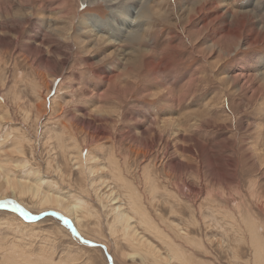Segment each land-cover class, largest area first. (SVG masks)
<instances>
[{
  "label": "rangeland",
  "instance_id": "374dc122",
  "mask_svg": "<svg viewBox=\"0 0 264 264\" xmlns=\"http://www.w3.org/2000/svg\"><path fill=\"white\" fill-rule=\"evenodd\" d=\"M129 1L0 0L4 173L114 264H264V0H147L130 40ZM40 197L0 198L40 215L0 209V264H110Z\"/></svg>",
  "mask_w": 264,
  "mask_h": 264
},
{
  "label": "bare ground",
  "instance_id": "6f19581e",
  "mask_svg": "<svg viewBox=\"0 0 264 264\" xmlns=\"http://www.w3.org/2000/svg\"><path fill=\"white\" fill-rule=\"evenodd\" d=\"M147 0H131L129 1V3L125 6V11H126V15L127 14H132L131 16H124L121 19H119L118 24L116 25V35L119 37H124L126 39L129 38L132 39L134 36H136L139 32H140V27L142 26V22H144V15L146 16L147 14ZM257 2V0H256ZM259 2V1H258ZM139 4V8L136 11L135 10V5ZM109 6L111 7H115L117 6V2L116 0H109ZM256 7V6H255ZM257 8V7H256ZM77 9V8H76ZM73 16V15H72ZM255 21V20H254ZM90 23H93V25L95 26V19L94 18H90ZM113 23V22H112ZM253 27H254V22H252ZM91 27V25H90ZM253 27L250 28L251 31H254ZM103 29V28H102ZM105 30V29H104ZM260 37V36H259ZM31 38V37H30ZM59 75V74H58ZM54 77V76H53ZM2 97V96H1ZM8 102V101H7ZM5 108L4 103H0V110L2 109V114H5L6 112L3 111V109ZM8 109V108H7ZM39 113V112H38ZM38 117L40 116L37 115ZM10 117V116H9ZM2 118L4 119V117L2 116ZM1 119V118H0ZM2 121V120H1ZM186 138V137H185ZM76 158V157H75ZM218 158V157H217ZM84 160V158H83ZM77 162V161H76ZM81 162V161H80ZM83 163V161H82ZM78 164V163H77ZM84 165V163L82 164ZM4 164L2 161H0V198H4L5 197H13L16 198V200L18 198H20V196H42V198L40 199V206L41 205H45L48 204L49 207L54 208L52 210V212H47L49 214H52L58 218H60L61 220H63L71 229V231L73 232V234L75 236H77L80 240H82L84 243L88 244L89 246H100L102 247L105 252L106 255L108 257V260L110 262V264H114L112 261V258H110L111 256L107 253L108 249L106 247V245L103 244H98L96 242L93 241H88L83 239L84 237L82 236L80 230H79V225H78V220H77V212L79 213V206L78 204H65L64 199L60 196H65L63 195V193L58 190V189H53L52 185H47L44 187L42 184V179L39 182V184L35 183L32 180H27V179H17V178H10L8 177L5 173H4ZM79 167V166H78ZM84 167V166H83ZM82 170V169H81ZM87 170V169H86ZM34 172V171H33ZM36 173V172H34ZM29 177V176H28ZM42 185V186H41ZM100 186V185H99ZM89 191V189H88ZM105 192V191H104ZM112 194V192H110ZM103 194V193H102ZM108 196V195H107ZM129 201V200H128ZM110 202V200H109ZM45 203V204H44ZM130 203V202H129ZM139 203V202H138ZM56 205L57 207H54L53 205ZM2 207H0V209H9V207H13L14 206H8V205H0ZM8 207V208H5ZM11 209L12 211H14V209ZM25 208V207H24ZM50 209V208H49ZM58 209V210H56ZM10 210V209H9ZM45 210V209H44ZM54 211V212H53ZM115 211V208H114ZM117 211V210H116ZM85 212V211H84ZM113 212V211H112ZM118 212V211H117ZM64 213L67 214V216H69L70 218L66 217L64 215ZM81 213V212H80ZM79 213V214H80ZM82 214V213H81ZM118 214V213H117ZM142 214V213H141ZM44 214H42L43 216ZM64 215V216H63ZM116 216V215H115ZM40 217V215H34L33 216V221L38 220ZM119 219L122 220L124 218V214H119ZM25 218V217H24ZM66 218V220H65ZM118 218V217H117ZM145 219V218H144ZM119 220V221H120ZM143 221V220H142ZM118 222V221H117ZM113 224V223H112ZM66 225V226H67ZM246 226V225H244ZM69 229V230H70ZM128 230V229H127ZM132 230V229H131ZM128 233V232H127ZM130 233V232H129ZM262 237V236H260ZM256 239V238H255ZM263 242V241H262ZM11 246V245H10ZM109 252V251H108ZM264 252V251H263ZM262 255V252H261ZM26 260V259H25ZM258 262V261H257Z\"/></svg>",
  "mask_w": 264,
  "mask_h": 264
},
{
  "label": "water",
  "instance_id": "95a60500",
  "mask_svg": "<svg viewBox=\"0 0 264 264\" xmlns=\"http://www.w3.org/2000/svg\"><path fill=\"white\" fill-rule=\"evenodd\" d=\"M0 207H2V206H0ZM5 208H8V207H5ZM13 207H9V209L11 210ZM14 209V208H13ZM20 209V208H19ZM15 210H18V208L17 209H14V211ZM18 211H20L21 213H23L27 218H29L30 220H33V216H28V214H26L25 212H23L22 210H18Z\"/></svg>",
  "mask_w": 264,
  "mask_h": 264
},
{
  "label": "snow or ice",
  "instance_id": "6c2138e0",
  "mask_svg": "<svg viewBox=\"0 0 264 264\" xmlns=\"http://www.w3.org/2000/svg\"><path fill=\"white\" fill-rule=\"evenodd\" d=\"M65 220H66V218H65Z\"/></svg>",
  "mask_w": 264,
  "mask_h": 264
}]
</instances>
